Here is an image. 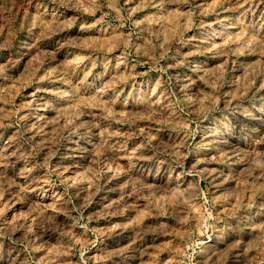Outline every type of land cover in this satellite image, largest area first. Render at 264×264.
I'll return each instance as SVG.
<instances>
[{"label":"rangeland","instance_id":"obj_1","mask_svg":"<svg viewBox=\"0 0 264 264\" xmlns=\"http://www.w3.org/2000/svg\"><path fill=\"white\" fill-rule=\"evenodd\" d=\"M0 264H264V0H0Z\"/></svg>","mask_w":264,"mask_h":264}]
</instances>
